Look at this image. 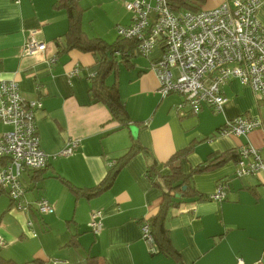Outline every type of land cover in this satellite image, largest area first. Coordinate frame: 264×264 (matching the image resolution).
<instances>
[{"label":"crops","instance_id":"1","mask_svg":"<svg viewBox=\"0 0 264 264\" xmlns=\"http://www.w3.org/2000/svg\"><path fill=\"white\" fill-rule=\"evenodd\" d=\"M57 1L0 0V82H18L25 100L41 102L34 119L40 147L49 155L38 180L33 171L20 176L27 209L0 190L1 256L16 264H87L89 257L97 264H264V186L258 177L237 176L231 157V152L253 146L264 158V101L256 99L249 85L229 78L221 87L227 97L222 110L203 107L194 113L180 94L159 92L153 66L161 46L141 61L132 59L134 48H126L124 54L114 53L103 77L106 85L116 82L130 118L120 125L106 104L92 97L96 55L65 50L68 19ZM124 1L78 0L83 32L114 43L120 37L117 27L132 22ZM225 1L231 0H205L202 8ZM257 16L264 24V5ZM32 33L46 45L35 56L23 52ZM239 116L258 119L260 126L243 136L220 133L227 120ZM7 130L0 122V134ZM70 140L77 141L71 154L58 155ZM132 144L138 146L136 154L109 188L91 196L69 189L67 184L91 191ZM187 148L173 167L189 175V185L204 198H185L166 214L164 227L179 252L175 260L156 252L154 242L149 250L139 221L158 212L165 190L162 177L172 173L166 163ZM220 155L227 157L220 165L193 172ZM219 182L228 185L225 198L210 199ZM41 197L53 206L52 213L37 211ZM94 210L102 211L98 234L89 228Z\"/></svg>","mask_w":264,"mask_h":264},{"label":"built area","instance_id":"2","mask_svg":"<svg viewBox=\"0 0 264 264\" xmlns=\"http://www.w3.org/2000/svg\"><path fill=\"white\" fill-rule=\"evenodd\" d=\"M123 5L132 13V22L118 26L117 33L136 42L134 54L147 56L155 46L162 48L153 66L161 95L180 94L194 113L203 107L220 111L227 102L221 87L229 78H236L251 87L258 101H264V24L257 16L264 0H231L211 9L179 12L168 0H125ZM33 33L23 45L29 56L41 54L46 47ZM40 107L41 102L22 97L18 82H0V122L9 126L0 134V190L24 209L20 176L44 168L49 158L36 133L34 114ZM259 126L258 119L239 116L227 120L220 133L243 136ZM76 145V140H70L58 155L71 154ZM235 173L258 177L264 186V158L257 148L247 146L238 151ZM227 187L226 182H219L209 198L223 200ZM36 209L40 214L54 210L44 197L37 201ZM89 228L94 234L101 231V210L91 212ZM140 231L153 251L149 226L143 223Z\"/></svg>","mask_w":264,"mask_h":264},{"label":"trees","instance_id":"3","mask_svg":"<svg viewBox=\"0 0 264 264\" xmlns=\"http://www.w3.org/2000/svg\"><path fill=\"white\" fill-rule=\"evenodd\" d=\"M204 2L205 0H168L169 5L175 11L185 9L193 11L199 10L202 9ZM56 4L66 10L68 19V31L66 33L67 48L65 50L78 49L82 51L92 52L97 57L96 66L94 67L95 75L91 80L92 97L97 98V100L106 104V106L110 110L112 119L116 120L118 123H120V125L128 124L130 118L127 115L124 103L121 100L119 88L116 82L112 85H106L103 81V77L107 73L105 68L107 67L109 62L111 61L114 63L115 61L114 53L120 51L119 53L124 54L122 50H125L126 48H134L136 42L132 39L118 37V39L114 41V43L107 44L100 38L88 37L81 28V16L83 10L79 5L78 0H58ZM137 150L138 146L136 144H132L126 151V153L121 158H119L116 163L110 166L105 177L97 186L91 188V191H81V189H76L68 184L67 186L75 194L83 193V195L87 196L94 195L97 192L109 188L113 183L118 171L126 161H128L133 155L136 154ZM188 152L189 148L184 149V151H179L167 161L166 166L170 167L172 173L169 176L162 177L165 185V190L161 195L162 200L159 204L158 212L149 219H143L139 221L140 226L143 223H146L149 226V231L153 237V242L157 249L156 252L162 253L165 256L171 257L175 260H178L179 252L172 244L170 235L167 229L164 227L166 214L172 206H176L180 202L184 201L185 198L195 197L197 200H201L202 198H204L200 194H198V192L193 189L191 185H189V175L183 174L179 167H173V163L180 159L181 155H184ZM231 157L235 158L236 163V160L238 159V153L231 152ZM225 159H227V157H222V155L214 156L197 166L193 170V172L196 173L214 168L223 163ZM44 169L45 167L38 170H31L35 173L32 178L38 180V178L40 177L38 175V172H41ZM152 169L154 170L153 167H150L148 169L150 176H153ZM182 185L187 186L186 190H184L183 192L181 191ZM2 191L7 194L5 190ZM176 193H180V196H178V198H175L178 195L177 194L175 196ZM0 264L16 263L12 260L5 259L0 254ZM87 264H97V261L94 257H89Z\"/></svg>","mask_w":264,"mask_h":264},{"label":"rangeland","instance_id":"4","mask_svg":"<svg viewBox=\"0 0 264 264\" xmlns=\"http://www.w3.org/2000/svg\"><path fill=\"white\" fill-rule=\"evenodd\" d=\"M204 7H205V5H204ZM185 10H186V9H185ZM132 59H133V60H136V61H141V60H146L147 58H146V56H144V55H137V56H133ZM147 60H148V59H147Z\"/></svg>","mask_w":264,"mask_h":264},{"label":"water","instance_id":"5","mask_svg":"<svg viewBox=\"0 0 264 264\" xmlns=\"http://www.w3.org/2000/svg\"><path fill=\"white\" fill-rule=\"evenodd\" d=\"M111 63H112V62L110 61V62H109V66L111 65ZM109 68H110V67H109ZM177 196H178V195H177Z\"/></svg>","mask_w":264,"mask_h":264}]
</instances>
